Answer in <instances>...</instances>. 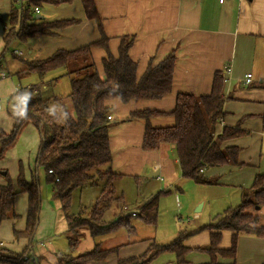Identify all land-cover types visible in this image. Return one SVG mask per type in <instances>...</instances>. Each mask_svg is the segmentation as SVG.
I'll use <instances>...</instances> for the list:
<instances>
[{
    "label": "trees",
    "instance_id": "1",
    "mask_svg": "<svg viewBox=\"0 0 264 264\" xmlns=\"http://www.w3.org/2000/svg\"><path fill=\"white\" fill-rule=\"evenodd\" d=\"M71 1L28 0L20 10L18 0H12L10 29L4 37L5 48L14 41L26 44L43 36H54L56 30L78 24L79 20L36 21L37 15L32 11V7L60 5ZM81 2L86 18L98 19L95 0ZM100 33L101 39L96 43L75 50H58L49 57L21 61L24 68L17 71L18 80L34 75L38 81L31 84L28 92L21 88L12 97L15 100L10 115L15 124L9 134L0 135V158L16 145L19 135L29 125L37 130L40 147L36 167L31 171L30 178L27 179L25 167L20 162L15 183L7 172L8 183L0 187V228L5 222L19 218L15 206L17 195L26 194L28 198L25 230L13 229L14 239L17 242L27 240L28 244L21 245L23 252L14 260L0 254V264H38V259L31 257L28 251L36 235L42 207L38 174L40 169L46 174L53 199L59 202L68 226L69 253L60 257V264H104L110 260L111 255L125 246L104 248L102 242L106 237L121 231L135 236L137 230L134 221L154 228L157 226L158 201L162 192L151 197L136 211L122 201V196L116 194L115 182L121 180L123 175L112 170L110 129L120 121L113 119L111 104L116 100L122 104L135 100L157 101L172 94L176 54L170 53L157 64L150 61L147 70L139 78L138 64L129 55L134 38L124 37L121 40L118 58H115L109 50V41L102 27ZM94 46L102 47L105 52L102 74L92 57ZM57 69H64L63 76L70 78L71 91L64 98L50 95L47 89H52L63 77L47 81L48 74ZM225 71L215 74L210 95L198 97L180 93L176 97L174 110L168 114L150 109L133 111L123 121L144 122V151L158 152L163 146H173L182 178L199 185L219 184V179L206 176V170L229 165L247 166L239 160L241 150L238 147H222L227 141L244 133L235 128L222 127ZM164 116H172L171 126L152 125L153 119ZM137 180H141V177ZM87 189L99 190L94 203L91 206L80 205L77 212H72L74 194L81 195ZM117 202L121 205L119 204V209L115 207L113 210L114 203ZM261 208H264V173L256 175L250 188L242 191L241 203L237 207L226 210L211 224L202 228L211 231L209 249L195 250L187 247L184 244L187 234L183 232L166 245L146 239L144 241L149 245L142 254L118 259L116 264H152L165 254L174 255L176 264H188L186 257L194 251H206L210 255L211 261L206 264H224L218 262L217 257L231 260L236 258L239 234L264 238V227L259 225ZM133 213L136 216H132ZM84 231L94 240V247L72 258V253H76L82 241ZM223 231L233 233L229 249L220 247ZM1 250H8L6 243Z\"/></svg>",
    "mask_w": 264,
    "mask_h": 264
},
{
    "label": "crops",
    "instance_id": "2",
    "mask_svg": "<svg viewBox=\"0 0 264 264\" xmlns=\"http://www.w3.org/2000/svg\"><path fill=\"white\" fill-rule=\"evenodd\" d=\"M95 4L99 16L95 20L86 18L81 0H72L60 5L44 4L39 7L41 13L37 16H42V19L36 18V21L79 20L80 22L62 30H56L54 36H43L26 43L27 53L32 58L23 59V61L49 57L58 50H75L96 43L101 39L100 27L108 38L109 50L115 58H118L121 40L124 37L134 38L129 55L138 64L139 78L147 70L150 61L157 64L170 53L175 52L176 65L172 94L157 101L135 100L122 104L116 100L111 104L113 119L120 121L117 126L110 129L112 170L135 180L139 177L145 179L146 177L140 176V173L146 170L148 174V169L152 170L151 173L164 172L172 176L179 162L173 146H163L158 152L144 151L142 143L145 124L142 121L123 122L127 116L133 111L147 109L168 114L174 110L176 97L180 93L198 97L210 95L215 74L226 70L222 127L235 128L244 133L240 137L227 141L222 147H238L241 150L239 160L247 166L229 165L206 170L205 174L208 177L219 179L218 185L209 186H224L238 190L241 200L242 191L250 188L256 175L264 173V0H225L223 3L219 0H95ZM11 6L12 0H0V17L1 20L5 19L4 22L9 21ZM4 22H0V35L3 36V40L5 28L2 24ZM15 42L17 41L13 43ZM22 55L23 53L21 56H14L21 58ZM104 56L105 52L102 47L92 48L94 63L101 74L103 73ZM20 70L22 68L18 71ZM247 74L252 75V82L248 85L244 82ZM59 83L60 79L55 86ZM4 86L8 89L9 83L2 85L1 89ZM11 88L9 97L12 98L15 89ZM151 123L153 126L154 124L170 126L173 124V118L172 116L158 117ZM30 127L33 126L30 125ZM29 130L32 131L31 134L39 150L40 136L34 127ZM219 130H222L221 126ZM38 150L35 157L27 163L17 159V166L20 162L24 165L27 179L36 167ZM10 153L12 155L13 152ZM2 167L6 165H0V168ZM18 171L19 168L16 171L17 176ZM3 173L5 172H0V175L6 176ZM5 185L7 184L0 181V187ZM15 206L16 214L21 217L19 220H14V225L18 230H22L25 226L28 207L27 195H17ZM140 207L131 209L136 211ZM45 208L48 212H52L49 229H46L43 217ZM263 210L264 208H261L259 211V215L261 214L259 225L262 227H264ZM55 211V206L42 200L40 223L28 251L31 257L40 258L41 264H60L62 260L60 257L69 253L66 238L68 230L57 233L59 228L55 226ZM204 226L200 224L184 232L187 234L184 242L187 247L195 250L210 248L211 231L202 230ZM52 230L55 231L52 232ZM63 236L66 237L61 239ZM232 237L231 231H223L220 247L229 249ZM108 239L111 240L106 237L102 242L104 248L109 247ZM146 239L154 241L151 234L146 235ZM139 240L131 239L130 242L121 245L133 247L140 242ZM148 245L146 242L140 254L148 248ZM93 247L94 241L85 231L84 239L76 252L83 253ZM21 252H23V246L18 244L14 254ZM217 258L218 262L224 264L233 262L264 264V238L239 234L236 258L234 260L223 259L219 256ZM118 259L120 258H113L115 262L112 264H116ZM186 261L188 264H206L211 261V258L206 251H194L186 257ZM152 264H176V262L174 255L165 254Z\"/></svg>",
    "mask_w": 264,
    "mask_h": 264
},
{
    "label": "rangeland",
    "instance_id": "3",
    "mask_svg": "<svg viewBox=\"0 0 264 264\" xmlns=\"http://www.w3.org/2000/svg\"><path fill=\"white\" fill-rule=\"evenodd\" d=\"M4 20L5 19H0V22H4ZM2 25L5 28L4 33L6 35L7 30L10 29L9 21L6 20V22H4ZM3 42V36L0 35V64L5 67L6 70H8L10 77H8V80H5V82L0 80V84L2 83L0 85V135L3 133L9 134L15 124L10 115L15 100L9 97V94L12 91L11 87L15 89V86L20 85L17 87L24 88L28 92L31 84L38 81L37 77L34 75L27 76L19 81L16 75L19 69L24 68V64L21 61L23 59L32 58V56L27 53L28 49L26 44L15 42L6 49ZM14 50L21 51V53H23L22 57H15L13 55ZM64 74V69H57L50 72L46 79L49 81L51 79L63 76ZM8 83V89L5 86L1 89L2 85H7ZM47 89L49 90L48 92L50 95L54 94L63 98L67 97L71 91L70 78L63 76L60 79L58 86H54L52 89L47 87ZM45 95L48 96V93H45ZM154 126L163 127L155 124ZM27 128L28 126L19 135L16 145L9 149L3 158H0V165H6V167L0 168V172L8 171L10 176L9 178L13 181V183H15L17 179L16 171L19 168V166H17V159L19 158L27 163L28 160H32L35 157L38 150L36 146V140H34V136L31 134L32 131L29 130L33 127H30L29 125V128ZM10 152H13L12 155ZM151 171L152 170L148 169V174L151 173ZM141 175L142 173H140V176ZM7 179L8 178H6V176L0 175V181L3 183L7 184ZM139 182L140 183H137L135 179L123 175L121 180L115 182L114 186L116 187V194L117 196H122V201H124L127 206L130 208H136L145 205L151 197L162 192L158 201L157 226L154 229L141 222L134 221L133 223L137 228V233L135 236H130L125 231H121L113 237H107L111 238V240H107V245H109L108 248L112 246L117 247L122 243H128L131 241V239L134 241L136 239H140V242L136 244V246L124 247L116 254L111 255L109 257L110 260H108V264L114 263L115 261H113V258L115 259L116 257L123 259L139 255L144 248V245H146V242L141 240H145L146 235L148 234L152 235L156 244L166 245L173 241L180 233L188 232L191 228L200 224H211L226 210L233 209L241 203L238 190L226 188L224 186L199 185L194 183L192 180L182 179L179 166L175 170V174L172 176L162 172L152 179L141 178ZM39 184L43 202H47L50 205L56 207L55 226L59 228L57 233H63L64 231H67L68 227L65 223L60 204L58 201L53 199L52 188L51 185L46 181V174L43 169H40L39 172ZM98 191V189H87L84 190L81 195L78 193L74 194L71 205L72 212H77L80 205L91 206L97 197ZM119 202L114 203L115 205L113 206V210H115V207L119 209L121 205ZM199 208L200 211H197ZM262 214H264V210L262 211ZM43 215L45 218L46 229H49L52 212H48V210L45 208ZM18 216L19 218L17 220H19L21 217L20 215ZM259 216L261 218V214ZM14 222V220H9L5 222L0 229V240L6 243L8 249L7 251L0 250V254H4L3 256L9 258V260H14L19 257L20 254H14V250L17 248L18 244L25 246L28 244L27 240L23 239L17 242L13 237V229L17 231L25 230L26 215L24 229L18 230L14 225ZM64 226L65 228H63ZM54 231L52 230V232ZM65 237L66 236H63L61 239H64ZM83 239L84 236L82 240ZM77 254V252L72 253V258L73 256H77ZM68 259H64V261ZM38 264H41L40 258H38Z\"/></svg>",
    "mask_w": 264,
    "mask_h": 264
},
{
    "label": "built area",
    "instance_id": "4",
    "mask_svg": "<svg viewBox=\"0 0 264 264\" xmlns=\"http://www.w3.org/2000/svg\"><path fill=\"white\" fill-rule=\"evenodd\" d=\"M225 0H219L220 3H223ZM28 2V0H18V7L20 10H22L24 8V6L26 5V3ZM32 11L34 14L38 15L40 14V8L39 7H32ZM13 55L15 56H21V53L17 50L13 51ZM229 71V69L227 70V72ZM9 77L8 71L6 70L5 67H3L0 64V80L1 81H5L7 80ZM244 82L246 85L250 84L252 82V75L251 74H247L244 78ZM19 91V88H15V93H17ZM1 107V104H0ZM109 120L111 119V117L108 118ZM200 172H203V170H201ZM51 173V171H50ZM132 216H136V213H133ZM4 247V242L0 241V250Z\"/></svg>",
    "mask_w": 264,
    "mask_h": 264
},
{
    "label": "water",
    "instance_id": "5",
    "mask_svg": "<svg viewBox=\"0 0 264 264\" xmlns=\"http://www.w3.org/2000/svg\"><path fill=\"white\" fill-rule=\"evenodd\" d=\"M36 18H37V19H42V16L39 15V16H37ZM158 174H159V172L146 174V170H144V171L142 172V176H143V177H146V178H155ZM3 175H6V172L3 173ZM257 210H259V208H257ZM197 211H200V208H199Z\"/></svg>",
    "mask_w": 264,
    "mask_h": 264
}]
</instances>
